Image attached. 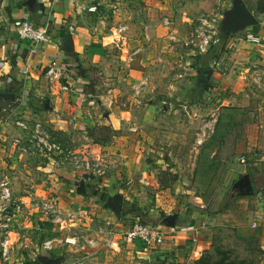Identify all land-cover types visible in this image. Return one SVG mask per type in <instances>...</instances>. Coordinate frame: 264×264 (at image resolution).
<instances>
[{
  "label": "crops",
  "instance_id": "obj_1",
  "mask_svg": "<svg viewBox=\"0 0 264 264\" xmlns=\"http://www.w3.org/2000/svg\"><path fill=\"white\" fill-rule=\"evenodd\" d=\"M244 1L259 20L262 13L254 10V0ZM94 4L97 11H89L87 7ZM199 10L201 0H0V92L13 94L10 102L3 99L0 103V183L5 179L11 181L16 201L25 212L11 231L10 259L4 260L0 251V264H44L50 258L58 259L57 264H131L119 261L121 252L140 254L146 258L141 259L142 264L153 259L160 264H184V253L195 256L197 250L210 247L214 226L211 219L215 223L235 220L237 233L244 235L250 230L246 223L249 218L257 228L253 231L264 251V188L241 198L238 212L215 216L196 210L199 207L189 217L168 211L160 216L155 212L157 207L150 206L155 197L147 191L156 182L157 169L135 144L137 134L133 132V115L128 104L132 106L138 97L151 92H162L161 86L168 79L175 82L192 76L197 84L206 70L198 67L206 59L211 67L214 64L218 67L206 74L219 78L215 89L222 93L224 103L230 102L232 93L243 99L248 96L245 91L252 80H258L264 89V24L260 22L231 30L235 35L227 41L217 35L212 44L216 51L211 50L210 54L207 50L197 67L188 65L187 55L195 50L190 38ZM166 17L169 24L164 21ZM24 20L45 28L52 43L21 38L18 26ZM121 25L127 27L123 32L118 31ZM242 29L248 31L246 35L237 34ZM250 34L258 37V41L250 39ZM70 35L71 52L66 50ZM51 62L66 69L61 78L51 80L47 76ZM145 78L146 86L135 93L133 86ZM206 83L207 88L215 85ZM171 85L173 96L191 89L190 82L184 83L183 88H175L172 82ZM158 101L166 102L164 96ZM148 102L152 103L153 98ZM7 114L12 118L10 122ZM21 118L43 123L67 145L83 142L87 131L97 149L110 160L108 174L82 175L70 164L20 152L14 138L21 132L15 121ZM219 133L224 137L227 130L220 129ZM166 190L170 189L162 188L159 195L167 193ZM116 195L123 197L120 216L109 204V199ZM47 198H55L63 210L88 208L90 217L78 224L77 230L89 231L100 240L103 234L98 230L110 228L107 219L115 222V227L125 228L142 214L146 222L167 232L164 244L147 249L139 239L115 238L109 247L100 243L85 251L71 247L46 250L42 246L44 240L70 232L55 230V225L36 207L35 202ZM249 198L254 200L250 202ZM195 204L202 206L199 201ZM169 216L175 217L174 225L166 221ZM2 238L0 230V241Z\"/></svg>",
  "mask_w": 264,
  "mask_h": 264
},
{
  "label": "rangeland",
  "instance_id": "obj_2",
  "mask_svg": "<svg viewBox=\"0 0 264 264\" xmlns=\"http://www.w3.org/2000/svg\"><path fill=\"white\" fill-rule=\"evenodd\" d=\"M233 1L201 0L202 10H199L191 30L193 33L190 43L195 49V54L190 52L187 55L190 67H197L200 58L208 54V51L204 55L199 52L198 32L202 31L209 37L210 54L211 50L212 53L216 51L212 49V44L224 26L225 15L233 7ZM247 32L242 29L237 34L246 35ZM228 56L233 57V54L229 53ZM198 68L206 70L198 77L197 84H194L192 76L176 79H182L181 82L168 79L161 86L162 92L154 91L143 98L136 97L138 101L132 106L128 104L133 115V132L137 134L135 144L139 145L145 158L157 169L156 182L154 186L149 185L147 194L155 197L150 206L157 207L155 212L160 216L168 211L189 217L197 207L199 208L196 210L207 212L209 216L228 211L238 212L241 198H247L249 195H239V190H234L233 186L244 174L250 175L257 192L264 188V161H258L256 165H244L239 161L241 155L250 152L257 153L258 157L264 154V89L261 83L252 80L248 85L250 89L247 87L245 91L248 96L243 99L232 93L230 102L224 103L222 93L215 89L220 82L219 78L206 74L207 70L214 72V69H218L217 65L211 67L206 59ZM209 81L215 84L211 88L206 87V82ZM171 82L175 83V88H183L184 83L190 82L191 89L188 87L190 91L187 93L173 96L174 87ZM161 96H164L166 102L158 101ZM150 98H153L152 103L148 102ZM3 99V93L0 92L1 104ZM6 119L10 122L12 118L7 114ZM224 128L227 135L223 137L219 130L224 132ZM137 182L139 184V181ZM174 184L176 186L173 187ZM164 187L170 190L159 195V191ZM190 197L193 199L190 200ZM254 198L248 200L251 202ZM197 201L201 207L195 204ZM214 220L210 221L214 222L210 247L196 249L195 256L192 253H184V264H204L201 262L202 256L209 260L208 264H214L221 258V252L227 254L224 264L263 262L264 251L259 247V241L253 231L257 228L251 225L249 218L246 223L249 224L250 230L244 235L237 233L238 225L235 220H221L216 223ZM143 244L147 249H154L164 243ZM122 259L131 264H142L141 259L146 258L138 253L130 255L129 252H121L119 261L123 262ZM153 262L160 264L158 259H153L150 263L154 264Z\"/></svg>",
  "mask_w": 264,
  "mask_h": 264
},
{
  "label": "built area",
  "instance_id": "obj_3",
  "mask_svg": "<svg viewBox=\"0 0 264 264\" xmlns=\"http://www.w3.org/2000/svg\"><path fill=\"white\" fill-rule=\"evenodd\" d=\"M91 12L97 11V5L88 6ZM165 23L169 24V18H165ZM259 22L264 24V14L259 18ZM125 25L118 28L119 32L126 30ZM73 28L71 27V30ZM18 32L21 38L35 41L36 43L49 44L52 39L49 37L47 30L43 27L36 26L34 23L24 20L18 26ZM200 43L198 49L200 53L208 50L210 39L202 31L198 32ZM253 41H258V37L253 34L249 35ZM66 73V69L58 67L56 62L49 63L47 76L51 80L61 78ZM147 79H143L140 83L133 86L135 93H140L142 88L146 86ZM68 89L67 86H64ZM17 129L21 132L14 138L16 148L27 155L39 158L55 159L61 163L70 164L82 175L93 177H104L108 174L111 163L108 156L97 149L94 140L86 131L83 135V142L76 145H67L57 139L47 127L41 122H29L23 118L15 121ZM257 153H247L239 157V161L244 164L251 162L264 161V154L261 157ZM32 195V194H31ZM36 207L40 210L45 219L55 225V230L70 231L67 235H53L43 241V248L53 250L55 248L71 247L81 251L88 248H95L100 243L106 247L112 246L115 238H125L128 240H141L145 244H162L165 241L167 232L161 227L150 223L142 222L140 218L130 223L125 228L115 227V222L106 220V225L110 228L98 230L103 234L102 240L91 236L89 231L77 230L78 224L90 217L88 208H79L76 211L63 210L55 198L42 199L35 202ZM25 212L21 204L16 201L11 186V181L5 179L0 183V230L2 231V240L0 241V251L2 258L6 261L10 259V237L13 225L19 221ZM77 224V225H76ZM76 228V230H71Z\"/></svg>",
  "mask_w": 264,
  "mask_h": 264
},
{
  "label": "water",
  "instance_id": "obj_4",
  "mask_svg": "<svg viewBox=\"0 0 264 264\" xmlns=\"http://www.w3.org/2000/svg\"><path fill=\"white\" fill-rule=\"evenodd\" d=\"M226 19L224 21V26L229 30H238L243 27L256 25L259 23L258 17L256 12L251 10L244 0H234L233 7L229 9L226 13ZM66 50L73 51V39L71 35L69 36L68 40L66 41ZM13 94L4 93L3 98L6 99L7 102H10ZM84 188L83 184L80 186ZM234 190H239V195L241 196H248L255 194V188L253 181L249 174L242 175L234 184ZM123 197L121 195H116L109 199V204L112 209L120 216L122 213L123 208ZM174 216L167 217L166 221L170 225H174ZM58 259L50 258L44 261V264H57Z\"/></svg>",
  "mask_w": 264,
  "mask_h": 264
},
{
  "label": "trees",
  "instance_id": "obj_5",
  "mask_svg": "<svg viewBox=\"0 0 264 264\" xmlns=\"http://www.w3.org/2000/svg\"><path fill=\"white\" fill-rule=\"evenodd\" d=\"M253 2L256 3V6L253 5L254 10L264 14V0H254ZM218 35L222 36L223 40L227 41L230 37L234 36L235 33L232 32L231 30L225 28L224 26H222L221 31L219 30V34ZM133 213H134V211H133ZM139 216H140V219H141L142 222H146V220H147L145 218L146 216H144L142 214L139 215ZM221 255H222L221 258L219 260H217L214 264H224L225 263L227 254L225 252H221ZM210 257H212V256H210ZM201 262H204V264H208L209 260L203 258V256H202L201 257ZM165 264H171V263L165 262ZM211 264H213V262Z\"/></svg>",
  "mask_w": 264,
  "mask_h": 264
}]
</instances>
